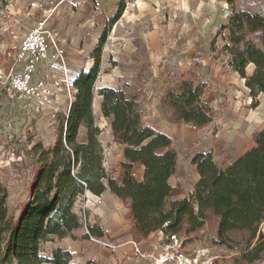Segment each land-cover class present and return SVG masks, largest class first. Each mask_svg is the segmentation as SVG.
Listing matches in <instances>:
<instances>
[{
	"label": "trees",
	"instance_id": "1",
	"mask_svg": "<svg viewBox=\"0 0 264 264\" xmlns=\"http://www.w3.org/2000/svg\"><path fill=\"white\" fill-rule=\"evenodd\" d=\"M11 0H0L6 6ZM230 13L221 30L227 31L223 46L231 71L244 80L251 96H264V15L238 11L236 0H225ZM105 35L93 53V66L73 79L75 91L61 121L51 148L33 147L37 169L29 188V200L23 203L17 218L7 208V191L0 185V264H75L67 250L56 249L50 260L40 256V245L51 238L77 240L74 232L84 229L80 240L102 238L97 224H83L75 212V203L86 192L100 196L109 192L131 212V234L137 241L155 232L190 234L209 220L217 221V243L230 232L248 234V242L231 264H255L264 261V129L253 135L255 146L225 169L219 168L210 153L197 154L198 181L191 198L169 201V178L175 173L177 151L167 135L142 122L136 96L122 89L100 88V111L108 120L115 141L123 146L121 167L116 180L103 167L100 130L94 123L92 103L100 73L99 50ZM252 71L247 73L249 67ZM207 83L181 80L167 89L159 100L171 124L202 129L209 125L215 110L202 101ZM84 128L85 141L79 142ZM144 167L142 180L131 169ZM253 241L255 244L252 245Z\"/></svg>",
	"mask_w": 264,
	"mask_h": 264
},
{
	"label": "rangeland",
	"instance_id": "2",
	"mask_svg": "<svg viewBox=\"0 0 264 264\" xmlns=\"http://www.w3.org/2000/svg\"><path fill=\"white\" fill-rule=\"evenodd\" d=\"M34 1L39 0H11L7 7L0 5V70L11 65L7 54H14L21 33L40 25L47 31L58 32L65 58L63 63L38 67L32 78L33 91L27 97L6 91L5 78H0V185L7 191V208L13 218H17L21 206L29 200V188L37 169L33 147L53 146L73 100L75 91L71 83L80 71L86 72L93 66V53L102 35L105 38L98 53L100 73L95 83L92 113L100 130L98 141L103 162L110 146L114 147L111 150L114 161L119 151L115 150L117 142L108 120L98 108L101 102L98 89H122L127 96H136L143 114L145 104H150L153 97L160 100L179 81L192 78L195 83L200 82L194 77L201 57L208 55L221 72L228 65V56L223 51V46L228 44L227 31L220 29L231 10L225 0H89V7L82 10L76 4H67L58 20L41 10H36L35 16L38 13L46 16L29 19L24 12H29ZM263 7L264 0L235 2L238 11L263 15ZM7 15H20L22 19ZM154 34L158 35L161 48L156 56L148 51ZM251 71L250 66L247 73ZM246 91L251 106L257 97L251 96L247 88ZM160 109L166 118L169 111L164 113ZM85 133L81 128L79 142L85 141ZM119 166L124 172L121 163ZM121 175H114V179H120ZM74 207L83 224H97L105 235L80 240L84 232L81 229L74 232L77 240L51 238L39 247L43 259L50 260L58 248L69 251L75 264H159V258L165 254L168 239L163 232L137 241L131 234V224L127 226L122 220L119 226L109 227L114 223L109 215L106 217L105 211L84 195ZM258 232L264 235V223ZM176 239L185 254L205 251L214 264H231L232 257L246 247L248 234L230 232L222 240L224 245H218L217 221L212 219L201 230L176 235ZM135 245L139 253H135Z\"/></svg>",
	"mask_w": 264,
	"mask_h": 264
},
{
	"label": "crops",
	"instance_id": "3",
	"mask_svg": "<svg viewBox=\"0 0 264 264\" xmlns=\"http://www.w3.org/2000/svg\"><path fill=\"white\" fill-rule=\"evenodd\" d=\"M88 1H34L29 12H24V14L27 13L30 19L35 16L36 10H41L46 12L48 17L51 16L54 20H58L63 17L61 12L67 4H76L82 10L84 7H89ZM19 3L17 2V4ZM7 6L8 4L4 7ZM13 10H17L16 5ZM262 12L264 15V7ZM7 16L22 19L20 15ZM41 16L46 15L38 13L35 17ZM160 49L159 37L154 34L151 37V47L148 51L152 56H156L160 55ZM198 62L200 68L194 78L210 86L201 99L216 112L213 121L209 125L202 129H195L188 125L169 123L161 113L158 98L154 97L151 99L150 104H145L142 114L143 124L151 126L171 138L172 145L177 151L175 173L169 178V183L172 186V191L168 196L169 201L189 199L193 196L194 186L199 178L196 166L191 164V160L195 155L210 153L212 161L219 168L225 169L255 146L253 135L264 129V96L258 95L257 101L249 106V96L244 86V80L237 73L231 71L228 65L221 72V69L215 66V62L208 55L201 57ZM98 108L100 109V104ZM114 144L117 146L115 150L119 151L116 156L117 161H114L115 159L111 156V150L114 147L110 146L108 153H105V161L103 162L106 173L113 178L114 175L123 174L119 166L123 161V146L118 143ZM114 162L117 163L116 166ZM131 173L138 180H142L144 167L134 164ZM84 198L90 201L93 200L95 206L105 211L104 215L106 217L109 215V219L114 222L109 227L119 226L122 220L126 222L127 226H130L131 212L109 192L106 191L100 196L86 192Z\"/></svg>",
	"mask_w": 264,
	"mask_h": 264
},
{
	"label": "built area",
	"instance_id": "4",
	"mask_svg": "<svg viewBox=\"0 0 264 264\" xmlns=\"http://www.w3.org/2000/svg\"><path fill=\"white\" fill-rule=\"evenodd\" d=\"M61 44L58 32L42 29L41 25L23 31L14 54H7L11 58V65L8 68L3 66V71L0 70V78H5L6 91L22 97L29 96L33 91L32 78L39 66L63 63L65 54ZM71 88L74 91L72 83ZM164 236L168 243L159 264H214L205 251H196L191 255L183 253L175 234ZM134 250L139 253L138 246L135 245Z\"/></svg>",
	"mask_w": 264,
	"mask_h": 264
}]
</instances>
